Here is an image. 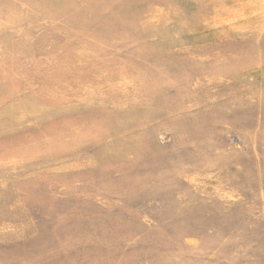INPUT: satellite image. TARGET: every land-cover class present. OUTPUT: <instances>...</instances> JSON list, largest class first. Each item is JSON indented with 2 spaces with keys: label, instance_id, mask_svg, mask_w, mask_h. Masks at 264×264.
<instances>
[{
  "label": "rangeland",
  "instance_id": "rangeland-1",
  "mask_svg": "<svg viewBox=\"0 0 264 264\" xmlns=\"http://www.w3.org/2000/svg\"><path fill=\"white\" fill-rule=\"evenodd\" d=\"M0 264H264V0H0Z\"/></svg>",
  "mask_w": 264,
  "mask_h": 264
}]
</instances>
